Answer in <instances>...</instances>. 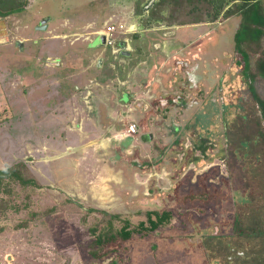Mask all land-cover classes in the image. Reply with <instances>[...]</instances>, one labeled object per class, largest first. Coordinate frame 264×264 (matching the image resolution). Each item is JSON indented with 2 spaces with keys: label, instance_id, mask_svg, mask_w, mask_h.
<instances>
[{
  "label": "rangeland",
  "instance_id": "rangeland-1",
  "mask_svg": "<svg viewBox=\"0 0 264 264\" xmlns=\"http://www.w3.org/2000/svg\"><path fill=\"white\" fill-rule=\"evenodd\" d=\"M71 1L27 0L22 11L0 17V167L22 162L39 184L14 182L11 196L1 194L8 205L0 210V264H264V107L248 88L242 58L229 53L238 21L224 24L208 53L233 68L218 81L221 105L200 126L181 129L184 143L137 165V153L83 137L68 119L61 127L47 114L61 99L56 90L73 87L46 59L69 48L40 25L72 14ZM263 49L264 38L248 50L253 70ZM255 86L264 96V79ZM100 210L121 213L133 229L148 226L150 210L167 211L170 220L99 247L92 230L105 225Z\"/></svg>",
  "mask_w": 264,
  "mask_h": 264
},
{
  "label": "crops",
  "instance_id": "crops-1",
  "mask_svg": "<svg viewBox=\"0 0 264 264\" xmlns=\"http://www.w3.org/2000/svg\"><path fill=\"white\" fill-rule=\"evenodd\" d=\"M158 1L86 0L98 3L92 10L82 0H72V14L53 22L46 18L44 24L51 37L60 41L58 47L70 50L65 56L66 49L60 48L46 59L53 61L56 77L68 78L73 87L65 95L56 90L60 106L56 104L47 114L55 113L54 124L61 127L68 119L70 126L83 129V137L105 144L112 139L121 147L120 153H137V165L147 153L155 159L167 145L184 143L181 129L200 126L207 111L221 105L218 81L233 68L224 58L214 60L208 53L216 47L224 24L235 20L230 53L241 22L237 13L220 18L239 0L227 1L215 18L211 16L216 9L208 13V0H166V13L155 6ZM218 19L222 22L212 24ZM110 20L126 28L117 34L113 46L99 42ZM222 53L226 58V51ZM208 76L214 83L209 82L210 90L205 92ZM63 111L68 115L62 116ZM129 121L135 122L136 132L124 136ZM238 248L240 255L247 253Z\"/></svg>",
  "mask_w": 264,
  "mask_h": 264
},
{
  "label": "trees",
  "instance_id": "trees-1",
  "mask_svg": "<svg viewBox=\"0 0 264 264\" xmlns=\"http://www.w3.org/2000/svg\"><path fill=\"white\" fill-rule=\"evenodd\" d=\"M229 0H208V4L213 9H216L211 18H215L219 9ZM166 3V0H159L155 6H162ZM176 3V0H175ZM27 4V0H0V17L22 11ZM238 13L241 15V22L239 27L234 33V49L237 54L242 58L244 67V76L248 80V88L252 96L257 102L264 107V96L258 95L256 91V80L258 78L264 79V49L261 51L260 56L255 63V70L250 65V53L249 48L252 46L262 45L264 38V7L263 0H239L232 3V5L225 10L223 17L230 14ZM161 17V16H160ZM22 162H17L12 165L0 167V210L8 205V200H3L1 194L12 195L14 193L13 183L16 182L22 186L33 185L39 186L36 179L30 176H26L22 171ZM9 198V196H8ZM101 220L105 222V225L101 227L95 233V243L99 247H102L109 241L116 240L118 238L127 239L135 231L153 230L159 225L168 223L170 220L169 213L167 211H146V222H140L138 228L129 227V221L123 219L121 213H108L105 210H100ZM123 220V224L120 227H114V221Z\"/></svg>",
  "mask_w": 264,
  "mask_h": 264
},
{
  "label": "built area",
  "instance_id": "built-area-1",
  "mask_svg": "<svg viewBox=\"0 0 264 264\" xmlns=\"http://www.w3.org/2000/svg\"><path fill=\"white\" fill-rule=\"evenodd\" d=\"M126 30L125 26L121 22H115L110 20L105 23L104 26V43L113 46L116 42V36L118 33H122ZM136 132V125L134 121H129L123 131L124 136H132Z\"/></svg>",
  "mask_w": 264,
  "mask_h": 264
},
{
  "label": "water",
  "instance_id": "water-1",
  "mask_svg": "<svg viewBox=\"0 0 264 264\" xmlns=\"http://www.w3.org/2000/svg\"><path fill=\"white\" fill-rule=\"evenodd\" d=\"M42 28H44V24L43 25H40ZM99 42L100 43H103L104 42V37L103 36H101V38L99 39Z\"/></svg>",
  "mask_w": 264,
  "mask_h": 264
}]
</instances>
